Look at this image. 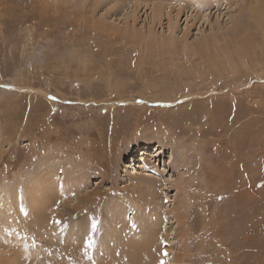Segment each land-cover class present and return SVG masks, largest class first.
Here are the masks:
<instances>
[{"label": "rangeland", "instance_id": "rangeland-1", "mask_svg": "<svg viewBox=\"0 0 264 264\" xmlns=\"http://www.w3.org/2000/svg\"><path fill=\"white\" fill-rule=\"evenodd\" d=\"M0 221V264H264V0H0Z\"/></svg>", "mask_w": 264, "mask_h": 264}, {"label": "bare ground", "instance_id": "bare-ground-1", "mask_svg": "<svg viewBox=\"0 0 264 264\" xmlns=\"http://www.w3.org/2000/svg\"><path fill=\"white\" fill-rule=\"evenodd\" d=\"M159 9H160V6H159ZM159 9H158V10H159ZM47 136H48V135H47ZM160 149H161V148H160ZM142 151H143V153H148V152H144V151H145L144 149H142ZM147 177H149V176H147ZM145 178H146V177H145ZM141 179H142V177H141ZM145 180H146V179H145ZM147 185H148V184H147ZM147 185H146V186H147ZM148 187H149V186H148ZM47 193H48V192H47ZM47 193H46V194H47ZM41 197H42V195H41ZM47 197H48V196H47ZM42 198H43V197H42ZM38 200H39V199H38ZM43 203H44V202H43ZM40 205H42V204H40ZM43 205H44V204H43ZM32 209H35V207L32 208ZM37 210H39V209H38V206H37ZM52 211H53V209H52ZM52 211H51V212H52ZM72 211H73V210H72ZM42 213H43V212H42ZM76 213H77V212H76ZM54 215H55V214H54ZM57 216H58V215H57ZM7 217H8V216H7ZM7 217H6V218H7ZM32 217H33V216H32ZM55 217H56V216H55ZM59 217H60V216H59ZM40 219H41V218H40ZM32 220H33V219H32ZM35 220H36V219H35ZM39 221H40V220H39ZM0 222H1V221H0ZM56 238H57V237H56ZM77 239H78V238H77ZM67 241H68V240H67ZM80 241H82V240H80ZM67 243H68V242H67ZM79 244H80V243H79ZM84 244H85V243H84ZM83 247H84V246H83ZM20 253H21V252H20ZM135 255H136V254H135ZM4 259H5V258H4ZM10 259H11V258H10ZM104 262H105V261H104ZM103 264H104V263H103Z\"/></svg>", "mask_w": 264, "mask_h": 264}]
</instances>
